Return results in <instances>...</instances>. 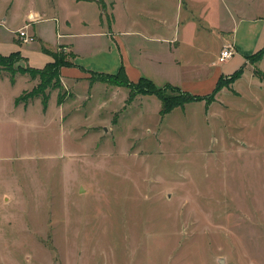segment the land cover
<instances>
[{"label":"rangeland","instance_id":"obj_1","mask_svg":"<svg viewBox=\"0 0 264 264\" xmlns=\"http://www.w3.org/2000/svg\"><path fill=\"white\" fill-rule=\"evenodd\" d=\"M183 1L0 0V50L16 46L34 66L49 54L42 47L66 51L61 41L73 43V60L93 43L108 48L95 32L114 16V28L130 18L142 32L179 39L168 51L132 37L158 86L183 87L218 65L230 73L211 98L162 117L154 94L128 102L126 86L95 84L87 97L81 81L74 99L59 104L68 90L48 87L46 110L40 98L24 109L14 98L40 77L12 84L0 69V264H264V51L218 62L227 38L217 29L232 15L219 0H208V11L196 0L194 14ZM242 3L241 14H255ZM33 13L26 31L40 38L19 46L12 37ZM199 18L217 28H199ZM82 30L93 33L86 40Z\"/></svg>","mask_w":264,"mask_h":264},{"label":"crops","instance_id":"obj_2","mask_svg":"<svg viewBox=\"0 0 264 264\" xmlns=\"http://www.w3.org/2000/svg\"><path fill=\"white\" fill-rule=\"evenodd\" d=\"M195 1L196 0H188L185 3V8L189 11V14L193 13L195 10V5H196ZM183 2L184 1L181 0V5H183ZM196 2L201 3V5L203 7L207 8V6H208V0H197ZM219 2L222 5V7H224V8L226 7L227 14L232 15V16H230V20L227 24H224L225 21H223V22H221V26L217 29L216 37L217 38H227V40H226V43L223 42L221 44V46L217 52L218 55H217L216 59L218 62H221L219 60L220 51L224 46H226V44H230L233 47V55H234V53L240 54V59H243V61H245L246 57L248 55L254 53V51H256V49H258L264 45V14L262 13V12H264V0H244V1L242 0L243 6L248 8L245 10H251L254 12L256 11L255 14L249 15V16L247 14H245V15L241 14V12H243L241 10L242 7H240L241 0H219ZM79 4H88V3H79ZM157 11H158V9H156V8L153 9V11H151L152 16L150 17L152 19V22H154L155 24H156V22L160 23L159 21L161 18L160 14ZM207 11H208V8H207ZM33 14L34 15H31V16L26 15V17H25L26 23L23 24L18 29L23 27L22 29L26 31V29L29 27V23H34V22L38 21V19H36V17H35V13H33ZM44 16H45L44 19L48 18L46 15H44ZM101 16L102 15L100 12V21L102 23L103 19ZM124 16H126L125 13H124ZM4 20H6V19L3 18L2 22H0V23L3 24ZM109 20L110 19H108V21ZM123 20H126L125 24L121 25V27H119V29L114 28V26H112V24H111V22L113 24L116 22V20L113 16V18H111V22L106 24L107 27L104 26L102 28H99L98 32H95L98 34H102V36L103 35L106 36V38H107L106 42L108 44V48H106V47L100 48L98 46L99 45L98 43H93L92 46H90V48L87 50L88 52L85 55L78 56V57L75 56L76 58L74 57L73 65L61 66V68H60L61 81H62L61 87L65 88V90H68L66 97L68 96V98H71V99L75 98L76 92L74 91L75 90L74 86L79 81H81L84 84V87L87 90V92H86L87 97H91L92 86L95 84L100 86L103 90H105V92H106V90H108V88H111V91H113V90L117 91L122 86H124V85H122V86L112 85L106 81L104 82V81H101L99 79L98 80L93 79L92 81H90V76L92 75V72H97V73H105L106 72V73L115 74V73L119 72L118 70H119L120 66H123V69L126 72L127 77L130 81L136 82V80H138L140 76L146 77V75L154 78L153 75L148 72V70H145L143 68V65H142L143 58L145 61H148V59H146V57H145L146 52L142 49V47L140 45H138L137 47L135 46V44H134V42H135L134 38L135 37L132 38L134 35L139 36L140 38L147 40V41L151 40V41L161 42L163 44L164 49H168V51H175V49L180 46V41H179V39L178 40L175 39L176 38L175 35L174 36H171L170 34L162 35L161 33H156L152 30H149L147 32H142L141 30L138 29L139 28L138 25L135 22L133 23L132 19L128 18V21H127V19H123ZM163 21L161 22L162 25H159L158 27H164L166 25ZM200 21L202 22L201 18L198 19L197 23H198L199 28H201V29L209 31L210 29L217 28L214 25H212V26H210V28H208L207 26H205L204 23H200ZM82 22H84V21H82ZM18 29L16 30L17 35H14L12 37V39L17 45L20 46L26 42L22 41L19 38ZM26 33L28 35H33V37H34L33 41H35L36 36H37V38H40V36H39L40 33L38 32V30H37V35L35 32L29 33L26 31ZM89 33H93V32L84 31V30L79 32V34H82L81 36H84L86 40L89 38V36H88ZM33 41H31V42H33ZM158 42H156V43L153 42L152 46L154 48H157L155 50H161V49H159L161 47V45ZM27 43H29V42H27ZM60 45H63L65 47L66 51H68V52L71 51L75 55V51L73 49V43L72 42H62L61 41L59 43V46ZM131 47H136L134 52H132L133 50L131 49ZM12 48H13V46H12ZM154 51L152 52V54H154ZM13 52L19 53L20 59L17 62V64L22 66V67L42 68L48 61H52L54 59L52 54L46 53L45 55H41V57H40L41 63L39 65L34 66V65L28 64L27 62L23 61L25 58L21 54L20 50L16 48V46H14L13 50H11L9 53H4L0 50L1 55H8V54L13 53ZM180 57H181V55H180ZM156 59H157V57H155V58L153 57V59L150 58V61L154 62L155 65H157L158 63L161 64V61L156 62L155 61ZM225 61H223V62H225ZM183 62H184V60H183ZM196 64L202 65L201 63H196ZM196 64L190 63V65H192V66L196 65ZM203 64L206 65V61H204ZM208 64H210V63L208 62ZM186 65H188V63ZM166 67H163V68H166ZM187 69H189L190 71H193L192 67H189ZM208 69H210V72L207 76H204V78L197 77L196 79H194V75H190L189 79H185L181 82V85L183 86L181 88L188 91V92H190L189 90H191L193 93L192 92H190V93L196 94V95L197 94H208L215 87V85H216L215 83L220 76H226L227 74H230L228 72L226 73L225 71H223V69L219 65L213 69L212 68H208ZM152 70H154V69L152 68ZM196 70H198V69L196 68ZM158 73L163 74L159 70H158ZM23 75L27 76V77H25L26 80L28 79L30 82L34 81V79H32L28 73L21 74V73L17 72L13 76V81H11L12 84L15 83L16 78H18L19 76H23ZM93 77H94V75H93ZM166 82H169V81H166ZM69 83H71V84H69ZM169 83H171V82H169ZM164 84H166V83H164ZM171 84L176 85L174 83H171ZM30 85H31V83H30ZM31 88H32V85L30 87V90H31ZM203 88H205V89H203ZM72 89H74V90H72ZM198 89H200V90H198ZM128 91H129V88H128ZM128 91H127V97H128V93H129ZM21 94H19V95H21ZM151 94H147V95H151ZM19 95L14 98V104L16 106H18L19 105L18 103L22 102V105H20V106H23L24 109H27L29 107V105L33 102V100H37V98H40V97H33V98L27 99L26 101L20 100L17 103V97H19ZM50 95H51V93H50ZM50 95H49V97H50ZM143 95H146V94H137L136 97L138 98L139 96H143ZM136 97H135V99H136ZM66 100H67V98L62 102H65ZM40 101H41V98H40ZM187 103H189V102H187ZM179 107H181V106H179ZM160 108H161V101H160ZM160 108H159V110H160ZM159 110H158V112H159Z\"/></svg>","mask_w":264,"mask_h":264},{"label":"trees","instance_id":"obj_3","mask_svg":"<svg viewBox=\"0 0 264 264\" xmlns=\"http://www.w3.org/2000/svg\"><path fill=\"white\" fill-rule=\"evenodd\" d=\"M44 52H49L53 56L52 61H48L42 68H31V67H22L17 64L20 59L18 52H13L8 55L0 54V69L7 71L10 74V79L13 81V76L15 73L19 72L21 74L28 73L32 79H35L38 75L40 77V81L37 83L35 87L31 90L22 93L17 97V102L20 100H27L33 97H40L42 103V109L45 110L47 106L48 94L44 91L46 88L50 87L52 89H60L62 86L61 81V73L60 68L63 65H73V53L66 52L60 50H50L47 47H42ZM257 53L264 51V45L260 47ZM257 51V50H256ZM255 55V53L248 55V57ZM118 73H97L92 72L90 76V81L93 79H99L101 81H106L115 85H124L129 88L128 97L126 101L130 102L132 99L136 97L137 94H154L161 101V108L159 110L160 115L163 117L167 112L171 111L175 107L182 106L183 104L190 101H197L198 99H208L214 95L219 88L220 79L222 76L218 78L216 81L215 87L212 89L210 94H192L177 85H173L169 82H166L164 85H156L153 80L149 79L145 76H140L136 82L130 81L127 77L126 72L123 69V66H120ZM241 71L240 69H236L233 75L238 74ZM96 74V75H94ZM94 75V77H93ZM170 87L177 91V93H173L172 91L169 93L167 88ZM50 95V92H49ZM65 91L58 93L57 102L60 104L65 100ZM23 100V101H24Z\"/></svg>","mask_w":264,"mask_h":264},{"label":"built area","instance_id":"obj_4","mask_svg":"<svg viewBox=\"0 0 264 264\" xmlns=\"http://www.w3.org/2000/svg\"><path fill=\"white\" fill-rule=\"evenodd\" d=\"M18 36L19 38L24 42H31L34 40L33 35H28L25 30L21 29L18 30ZM233 55V47L230 44H226L221 51L219 55V60L221 62L225 61L227 58L231 57Z\"/></svg>","mask_w":264,"mask_h":264}]
</instances>
